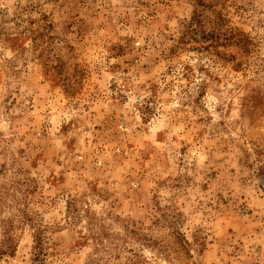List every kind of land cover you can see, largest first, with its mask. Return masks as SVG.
Listing matches in <instances>:
<instances>
[{
	"label": "rangeland",
	"instance_id": "374dc122",
	"mask_svg": "<svg viewBox=\"0 0 264 264\" xmlns=\"http://www.w3.org/2000/svg\"><path fill=\"white\" fill-rule=\"evenodd\" d=\"M0 264H264V0H0Z\"/></svg>",
	"mask_w": 264,
	"mask_h": 264
}]
</instances>
